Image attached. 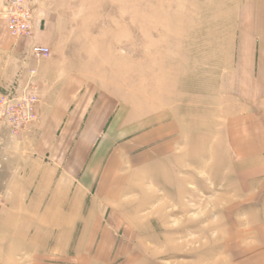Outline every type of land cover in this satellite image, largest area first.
<instances>
[{"label": "rangeland", "instance_id": "374dc122", "mask_svg": "<svg viewBox=\"0 0 264 264\" xmlns=\"http://www.w3.org/2000/svg\"><path fill=\"white\" fill-rule=\"evenodd\" d=\"M245 1L24 0L42 28L57 19L63 36L57 47L71 41L64 35L73 30L82 48L102 51L109 76L120 68L127 76L131 66L138 95L159 97L162 81L179 77L186 104L200 95L202 107L209 102L217 111L214 117L202 111L200 137L193 135L196 120L186 119L190 128L164 160L154 153L150 159L145 146L132 158L130 136L111 138L109 167L95 165L89 173L88 253L74 249L46 264H264V185L240 182L227 161L228 120L219 114L234 104L215 98L220 86L240 84L242 24L231 18ZM50 52L34 60L29 50L27 59L41 64ZM37 91L39 104L46 88L38 84Z\"/></svg>", "mask_w": 264, "mask_h": 264}, {"label": "crops", "instance_id": "0c3cea01", "mask_svg": "<svg viewBox=\"0 0 264 264\" xmlns=\"http://www.w3.org/2000/svg\"><path fill=\"white\" fill-rule=\"evenodd\" d=\"M4 13L0 1V93L20 91L29 82L46 92L37 106L39 119L27 130L12 135L0 123V264H23L24 256L46 264L71 257L74 249L88 253L89 173L95 165L109 167L111 158L104 157L111 138L130 136L132 158L145 146L150 159L155 154L164 160L190 128L186 119L196 120L193 135L200 137L202 111L209 117L217 111L209 102L202 107L200 95L186 104L179 77L162 81L159 97L138 95L131 66L127 76L121 68L109 76L102 51L82 48L73 30L64 35L71 41L57 47L63 37L57 19H47L43 28L42 19H32V35L14 38ZM237 14L231 19L242 24L240 84L220 86L215 95L234 104L219 114L228 120L223 150L240 182L264 185V0L245 1ZM34 45L51 51L44 63L27 59Z\"/></svg>", "mask_w": 264, "mask_h": 264}, {"label": "built area", "instance_id": "2783aa9c", "mask_svg": "<svg viewBox=\"0 0 264 264\" xmlns=\"http://www.w3.org/2000/svg\"><path fill=\"white\" fill-rule=\"evenodd\" d=\"M5 6V19L8 32L14 37H29L32 35V19L24 7V0H0ZM34 59L48 56L49 49L34 45L30 49ZM35 70H30V77ZM39 96L37 86L29 82L23 89H9L0 93V123L6 126L12 135L21 134L27 126L37 120V105Z\"/></svg>", "mask_w": 264, "mask_h": 264}]
</instances>
